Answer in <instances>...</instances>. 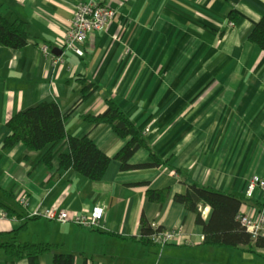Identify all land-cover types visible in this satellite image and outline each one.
I'll list each match as a JSON object with an SVG mask.
<instances>
[{
    "label": "crops",
    "instance_id": "1",
    "mask_svg": "<svg viewBox=\"0 0 264 264\" xmlns=\"http://www.w3.org/2000/svg\"><path fill=\"white\" fill-rule=\"evenodd\" d=\"M78 1L0 0L3 16L23 20L28 31L23 48L0 45V211L6 213L0 264H28L6 256L1 244L12 236L19 243L53 244L55 252L72 255L73 264H264L262 247L204 244L196 214L173 200L186 185L170 168L238 197L242 214L258 204L244 191L252 175L264 178V51L247 37L264 15V0H99L115 15L106 30L87 36L83 56L62 44ZM90 83L98 88L67 114L64 129L87 135L110 158L100 180L59 169L56 156L46 166L44 150L28 152L21 142L4 146L7 122L17 112L55 102L66 114ZM108 98L167 165L120 169L115 155L125 140L108 124L83 119L104 112ZM54 150L67 151V145ZM151 161L139 148L128 163ZM164 188L169 195L162 204L146 196ZM102 204L97 228L31 215L51 207L86 213ZM199 210L207 222L211 209ZM142 217L159 228L183 226L184 234L162 247L142 241ZM52 261L53 252L38 257V264Z\"/></svg>",
    "mask_w": 264,
    "mask_h": 264
},
{
    "label": "trees",
    "instance_id": "2",
    "mask_svg": "<svg viewBox=\"0 0 264 264\" xmlns=\"http://www.w3.org/2000/svg\"><path fill=\"white\" fill-rule=\"evenodd\" d=\"M236 16L231 13L230 21H236ZM247 40L264 51V15L258 20L248 34ZM28 44V31L23 20L15 18L6 19L0 11V45L21 49ZM98 87L90 83L81 91V96L76 104L63 114L55 102H43L33 107L17 112L12 116L7 126L10 135L4 139V146L11 147L21 142L26 150L36 152L44 150L42 161L46 166L56 156L59 169H73L85 178L97 181L102 178L110 162V158L102 153L87 136L74 137L68 135L64 129V121L69 112L78 104L86 100ZM106 109L97 115H86L84 121L91 124H108L112 131L125 140L124 146L115 155L120 162L121 170L157 167L167 165L150 150L146 139L136 129L130 117L126 115L111 99H106ZM64 142L67 151L58 152L54 148ZM139 148L148 150L151 163L131 165L129 158ZM172 171L184 178L186 190L183 194L175 193L173 200L181 204L186 210L196 214L195 222L203 229V242L209 246H225L238 248L252 244L264 248V237L252 240L250 233L239 223L237 215L240 213L241 200L233 195L222 193L216 189L202 186L189 180L188 174L178 168L170 167ZM188 180V181H187ZM169 195V189L148 190L146 196L152 202L162 204ZM207 206L211 209L207 222L200 215V208ZM157 229H161L157 227ZM153 228L145 218L140 219L141 240L147 242ZM1 246L8 258H26L28 264H38V257L45 253L53 252L52 264H73L74 259L70 254H60L54 251L55 245L48 243H19L12 236ZM149 242V241H148Z\"/></svg>",
    "mask_w": 264,
    "mask_h": 264
},
{
    "label": "built area",
    "instance_id": "3",
    "mask_svg": "<svg viewBox=\"0 0 264 264\" xmlns=\"http://www.w3.org/2000/svg\"><path fill=\"white\" fill-rule=\"evenodd\" d=\"M115 15V11L107 4L99 0L78 1L73 6L72 17L67 20L68 28L63 39V48L77 56H83V42L92 32H102L106 30ZM42 52L48 54L46 45L42 46ZM245 198L257 201L255 209L251 213L237 215L239 223L250 233L252 240L257 237H264V178L259 175H252L244 191ZM21 205H26L24 199H20ZM242 206V204H241ZM106 210L105 205H94L88 212L79 214H69L66 210L51 207L38 208L31 211L32 216H41L49 220L61 223L73 222L75 224L97 228L100 226ZM6 216L4 211H0V218ZM153 232L148 236V240L157 246H164L184 234L183 226L175 228L157 229L151 224Z\"/></svg>",
    "mask_w": 264,
    "mask_h": 264
},
{
    "label": "water",
    "instance_id": "4",
    "mask_svg": "<svg viewBox=\"0 0 264 264\" xmlns=\"http://www.w3.org/2000/svg\"><path fill=\"white\" fill-rule=\"evenodd\" d=\"M54 52V51H53Z\"/></svg>",
    "mask_w": 264,
    "mask_h": 264
}]
</instances>
